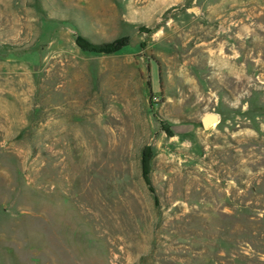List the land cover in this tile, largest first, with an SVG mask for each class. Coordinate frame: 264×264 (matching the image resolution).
<instances>
[{
    "label": "rangeland",
    "instance_id": "rangeland-1",
    "mask_svg": "<svg viewBox=\"0 0 264 264\" xmlns=\"http://www.w3.org/2000/svg\"><path fill=\"white\" fill-rule=\"evenodd\" d=\"M0 264H264V0H0Z\"/></svg>",
    "mask_w": 264,
    "mask_h": 264
},
{
    "label": "trees",
    "instance_id": "trees-1",
    "mask_svg": "<svg viewBox=\"0 0 264 264\" xmlns=\"http://www.w3.org/2000/svg\"><path fill=\"white\" fill-rule=\"evenodd\" d=\"M75 44L79 49H81L85 52H97V51H99V52L111 53V52L115 51V48H114L115 43L94 45V44H91L90 41H88L86 38H84L82 36L76 37ZM157 77H158V83H160L159 75H157ZM151 157H152L151 151L149 149L144 150V152L142 154V159H143L142 173H143V178L145 179V181H147L148 185H149L148 174L150 172L149 161H150Z\"/></svg>",
    "mask_w": 264,
    "mask_h": 264
},
{
    "label": "water",
    "instance_id": "water-1",
    "mask_svg": "<svg viewBox=\"0 0 264 264\" xmlns=\"http://www.w3.org/2000/svg\"><path fill=\"white\" fill-rule=\"evenodd\" d=\"M219 116L217 114H207L201 119V127L208 129L210 126L217 124Z\"/></svg>",
    "mask_w": 264,
    "mask_h": 264
}]
</instances>
